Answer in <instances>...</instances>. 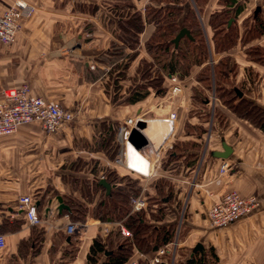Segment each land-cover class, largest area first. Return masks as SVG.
<instances>
[{
  "label": "crops",
  "instance_id": "obj_1",
  "mask_svg": "<svg viewBox=\"0 0 264 264\" xmlns=\"http://www.w3.org/2000/svg\"><path fill=\"white\" fill-rule=\"evenodd\" d=\"M23 1L34 8V14L23 20L12 44H0V90L26 84L32 96L57 102L73 112L75 120L51 133H45L38 124H30L14 135L0 138V236L4 237L0 242V264H89L93 240L100 239L106 247L107 238L118 231L120 224L103 222L91 215L100 197L94 184L110 172L122 176L125 170L97 142L105 126L110 124L117 132L127 119H139L147 149L158 151L153 176L141 180L140 196H156L153 183L158 180L171 184L173 194L167 214L157 224H172L175 233L171 242L155 251L133 248L125 264H148L162 248L171 250L161 258L169 264H186L199 249L212 250L216 264H264V129L236 116L216 98L212 100V110L220 113L221 127L210 115L206 121L197 115L190 96L195 75L202 67H193L190 75L180 80L187 88L177 100L174 97L164 105L155 93L128 104L127 98L135 90L129 81L136 75L140 61H151L144 43L155 26L145 24L137 55L127 68V53L131 50L119 38L120 23L127 18L122 15L127 0ZM228 1L184 0L176 5L165 0H130L143 20L147 7H182L180 22L192 12L208 47V64L212 66L224 56L232 57L236 63L232 84L241 89L243 98L264 109V66L250 61L244 53L252 45L264 47V35L243 46L238 42L223 53L214 51L209 18L228 6ZM234 1L232 13L236 7L241 8L236 20L241 35L243 22L257 8L264 18V0ZM13 2L0 0V13ZM171 112L176 119L169 133L161 118ZM186 122L194 133L201 127L205 133L201 138L186 135ZM187 141L201 145L196 151L197 160L189 167L180 160L173 170L161 169L159 165L167 150L175 143ZM222 144L230 147L231 153L224 160L230 170L221 176L223 160L215 154L223 151ZM122 150L119 144L118 154ZM233 191L254 198L257 205L250 214L225 228L210 226L206 219L208 206ZM163 192L167 193V187H163ZM24 196L40 200L39 225L25 221L19 209V199ZM57 197L66 204L87 209L85 222L72 235L66 227L74 222L66 210L58 213ZM181 200L185 217L178 218ZM104 257H97L95 264H102Z\"/></svg>",
  "mask_w": 264,
  "mask_h": 264
},
{
  "label": "trees",
  "instance_id": "obj_2",
  "mask_svg": "<svg viewBox=\"0 0 264 264\" xmlns=\"http://www.w3.org/2000/svg\"><path fill=\"white\" fill-rule=\"evenodd\" d=\"M165 1L179 5L184 0ZM228 3V6L213 12L209 18L208 25L212 32L211 42L215 53L226 52L235 47L238 42L243 46L264 35V18L260 13L252 14L243 22V31L240 35L236 20L241 8L236 7L232 13L230 7L235 6L236 1L229 0ZM182 9V7L174 6L158 9L147 7L143 20L142 14L136 10L130 0H127L126 9L122 10V15L125 14L127 18L125 22L120 23L121 34L119 36L127 45V49L131 50L127 53V68L137 55L139 35L145 24L152 23L155 26L152 35L144 43V49L151 57V61L142 60L141 67L137 70L144 83L135 88L127 98V103L135 104L145 99L150 93L149 89H154L159 95L165 93L164 76L166 78L176 73L182 80L190 75L193 67H202L195 75L196 85L191 87V101L202 106L195 113L204 117V121L208 120L209 112L206 108H208L209 100L205 94L213 92L214 97L236 116L264 129V109L236 94V90L241 92V89L232 84L236 75V63L233 58L224 56L209 66V51L201 28L192 12H188L184 20L180 22ZM182 29L187 31L188 36L181 37L175 45L173 41ZM244 53L250 61L264 66V47L252 45L245 48ZM203 64L205 66H202ZM154 65L156 70L152 73ZM214 112L216 113V110ZM104 128V132L101 133L103 136L97 144L110 159H115L119 150L116 140L117 132L110 124ZM193 131L194 129L186 122V135L201 138V135L205 133L202 127L196 133ZM200 147L201 145L194 141L175 143L167 150V156L159 166L169 171L177 168L178 162L183 160L189 167L197 160L196 151H199ZM104 180L112 186L110 194L105 195V189L101 183L94 184V187L100 190V197L91 215L103 222L119 223L130 232V236L122 237L119 230H116L107 238L106 247L102 246L100 239L95 238L87 258L89 264H95L99 256H105L102 264H125L133 248L141 251H155L172 241L175 226L157 224L167 214V205L170 204L173 194L171 184L162 182V180L154 182L156 196L146 194L144 196L145 208L132 212L131 200L141 194V180L126 172L124 176L110 172ZM123 181L127 183L124 185ZM163 187H167L166 194L163 192ZM34 200L40 203V200ZM64 204L68 206L67 214L74 223L81 225L85 222L86 208L78 204ZM216 262L217 258L212 250L199 249L187 260L186 264H216ZM141 264H146V262Z\"/></svg>",
  "mask_w": 264,
  "mask_h": 264
},
{
  "label": "built area",
  "instance_id": "obj_3",
  "mask_svg": "<svg viewBox=\"0 0 264 264\" xmlns=\"http://www.w3.org/2000/svg\"><path fill=\"white\" fill-rule=\"evenodd\" d=\"M34 14V8L23 0H14L13 4L0 13V44L8 46L12 44L22 26L25 18ZM93 68V66H91ZM170 83L169 93L172 97L182 93L179 76L174 73L166 77ZM215 100V97H213ZM176 114L171 112L161 121L169 127L172 132ZM75 120L73 112L66 110L57 102L50 101L41 96H32L26 84L19 87H5L0 90V138L16 134L20 128L30 124H38L45 133L54 132ZM139 119H127L117 129L116 140L123 147L120 154L115 159V164L121 166L126 173L135 176L140 180H145L153 176L157 165V150L147 149V145L136 146L130 141L129 136L134 129H138ZM128 144L135 149L138 156L128 149ZM219 168V175H226L230 170V165L222 159ZM138 163L141 168H134L130 162ZM102 180V179H101ZM252 197H242L237 192L224 193L214 200L206 210V219L210 226L214 228H225L236 220L250 214L256 206ZM145 208V199L138 196L131 200L132 212H138ZM19 209L25 221L30 225H39L42 220L37 212V202L29 196L19 199ZM80 224L69 223L66 232L69 235L76 233ZM119 233L122 237H129L130 232L119 226ZM4 237L0 236V242ZM171 246H176V242ZM171 252L170 249L162 248L158 256L148 264H169L161 258Z\"/></svg>",
  "mask_w": 264,
  "mask_h": 264
},
{
  "label": "rangeland",
  "instance_id": "obj_4",
  "mask_svg": "<svg viewBox=\"0 0 264 264\" xmlns=\"http://www.w3.org/2000/svg\"><path fill=\"white\" fill-rule=\"evenodd\" d=\"M258 13H260V12H258ZM141 62V61H140ZM148 62V61H147ZM152 62H153V60H152ZM209 66H211L210 64H209ZM140 63H139V66H138V68L140 69ZM138 68H137V70H138ZM152 69H153V71H152V73H154L155 72V70H156V67H155V65L154 66H152ZM151 73V74H152ZM152 75H154V74H152ZM141 77H140V74L136 71V75L133 77V79H131L130 81H129V83H130V85L132 84L133 85V90L135 89V88H137L138 86H140V84H142V83H144L143 82V80H141L140 79ZM164 86L166 87V92L165 93H163L162 95H159L154 89H149V91H150V93L149 94H152V95H154L155 93H157L158 94V96H159V103H161L162 102V104L164 103V105H166L167 104V100H173L174 99V97H172L171 96V94L169 93V87H170V83L166 80V78H165V76H164ZM234 80V79H233ZM183 81V80H182ZM232 83H234V81L232 82ZM129 85V86H130ZM180 85H181V87H182V93L180 94V96L178 95V96H175V100H177V98H179V97H181V95H184V90L187 88L186 86H185V84H182V83H180ZM196 85V83L194 82V86ZM128 85H127V89L129 88L130 89V87H129ZM233 86H235V85H233ZM206 97L208 98V100H209V104H208V108H206V110L210 113L209 115H210V117L212 118V121H213V119L215 118V119H217V122L219 123V126L221 127V124L223 123V122H221V115H220V113L219 112H217L218 110L217 109H215V110H217L216 111V113L212 110L213 109V107H212V100H213V97H214V94H213V92H209V93H207L206 92ZM192 103V106H193V108H194V111L195 112H198V109H201L202 108V106H200V105H198V104H196L195 102H191ZM209 117V116H208ZM128 149L129 150H132V147H131V145L130 144H128ZM133 151V150H132ZM133 154H136V155H138L135 151L134 152H132ZM132 166L134 167V168H141L142 169V167L137 163H135L134 161L132 162ZM122 176H124V175H122ZM132 178H134V177H132ZM127 183V181H123L122 182V184H126ZM140 184H141V182H140ZM149 187V186H148ZM186 195V194H185ZM179 205V214H178V218L179 217H185V204L183 203V200H181L180 201V203L178 204ZM181 210L182 211H184L183 213L181 212ZM177 224V223H176ZM119 229V228H118Z\"/></svg>",
  "mask_w": 264,
  "mask_h": 264
},
{
  "label": "water",
  "instance_id": "obj_5",
  "mask_svg": "<svg viewBox=\"0 0 264 264\" xmlns=\"http://www.w3.org/2000/svg\"><path fill=\"white\" fill-rule=\"evenodd\" d=\"M258 10H259L258 8L255 10L254 15L257 14ZM184 35L188 36L187 31L185 29L180 30L179 33L177 34L176 38L173 41L174 44L176 45L178 43L179 39L181 37H183ZM236 94L239 97H242V93L240 91L236 90ZM141 126H142L141 122H138V124H137L138 129L132 130V132H131V134L129 136L130 141H132L138 147H141V146H143V145H145L147 143L146 138L144 137L142 132L139 130V128H141ZM222 148H223V151L222 152H217L215 154V156L217 158H219V159H226V158H228V156L231 153V148L228 147L226 144H222ZM100 183L105 188V193L108 196L110 194L112 186L110 184H108L107 182H105L104 180H101ZM57 201L59 203L58 206H57V211H58L59 214L62 212V210H66L67 212H69L68 206L65 205L62 202V199L60 197H57ZM196 249L197 248H195L194 252L196 251Z\"/></svg>",
  "mask_w": 264,
  "mask_h": 264
},
{
  "label": "bare ground",
  "instance_id": "obj_6",
  "mask_svg": "<svg viewBox=\"0 0 264 264\" xmlns=\"http://www.w3.org/2000/svg\"><path fill=\"white\" fill-rule=\"evenodd\" d=\"M153 120V119H152ZM158 121V120H156ZM160 121V120H159ZM147 124V123H146ZM167 129L169 128L167 125L165 126ZM161 138V137H160ZM158 139V138H157ZM131 145V144H130ZM132 147V146H131ZM132 150L135 151V149L132 147ZM136 152V151H135Z\"/></svg>",
  "mask_w": 264,
  "mask_h": 264
}]
</instances>
